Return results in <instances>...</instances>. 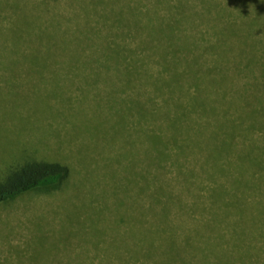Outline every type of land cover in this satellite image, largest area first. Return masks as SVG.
Returning <instances> with one entry per match:
<instances>
[{"label": "trees", "instance_id": "1", "mask_svg": "<svg viewBox=\"0 0 264 264\" xmlns=\"http://www.w3.org/2000/svg\"><path fill=\"white\" fill-rule=\"evenodd\" d=\"M65 1L0 0V65L47 67L62 59L83 67L109 65L139 95L138 107L132 103L128 111L139 112L145 129L141 217L150 225L139 233L138 252L127 250L125 263L179 264L186 261L182 257L200 253L208 264H227L231 258L259 264L264 259V48L237 44L234 22L223 26L233 16L217 0H199L205 7L192 10L214 23V41L206 47L196 45L200 37L179 36L186 15L181 1L159 19L135 1ZM101 3L120 6L99 13ZM153 60L158 72L148 68ZM189 155L196 169L186 173L178 162L181 188L201 189V175L214 185L190 202L183 193L174 196L169 183L150 178L171 156ZM69 175L60 163L25 162L0 180V205L59 186ZM175 207L174 218L183 224L204 212L202 220L216 236L204 237L195 219L193 228L179 235L170 218ZM217 241L225 246L220 249Z\"/></svg>", "mask_w": 264, "mask_h": 264}, {"label": "rangeland", "instance_id": "2", "mask_svg": "<svg viewBox=\"0 0 264 264\" xmlns=\"http://www.w3.org/2000/svg\"><path fill=\"white\" fill-rule=\"evenodd\" d=\"M124 1L137 2L142 12H152L153 19L167 16L170 6L181 1L186 15L179 36L200 37L203 41L196 42L200 47L214 41V23L208 15L192 11L205 7L199 0ZM215 4L232 14L223 26L234 22L237 44L264 48V0H217ZM111 6L120 3L97 7L103 13ZM98 16L104 25L102 15ZM58 56L65 55L61 51ZM156 62L148 64L153 72L160 69ZM15 65H0V180L28 161L60 163L70 169V175L59 186L0 205V264H126L127 250L135 247L138 252L139 233L150 225V219L141 217L146 202L140 175L145 129L139 112L128 111L132 103L138 107L139 95L118 80L109 65L83 67L65 59L47 67L27 62ZM178 162L186 173L196 169L192 155L171 156L153 168L150 178L169 183L174 196L183 193L189 202L194 201L192 195H207L214 185L201 174L197 181L201 189L185 192L181 188ZM178 212L173 208L170 218L182 237L193 228L194 219L204 237L216 236L202 220L204 212L191 214L186 224L174 218ZM153 238L156 241L155 234ZM217 243L220 249L225 246ZM182 258L186 260L182 264L206 262L200 253ZM228 260L227 264L240 261Z\"/></svg>", "mask_w": 264, "mask_h": 264}]
</instances>
